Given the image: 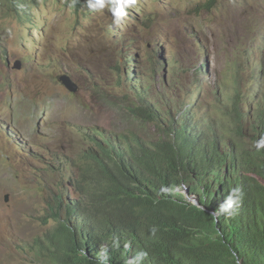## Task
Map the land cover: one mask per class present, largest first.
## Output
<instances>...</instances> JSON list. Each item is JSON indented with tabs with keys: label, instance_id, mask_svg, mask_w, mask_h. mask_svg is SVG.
Returning a JSON list of instances; mask_svg holds the SVG:
<instances>
[{
	"label": "rangeland",
	"instance_id": "1",
	"mask_svg": "<svg viewBox=\"0 0 264 264\" xmlns=\"http://www.w3.org/2000/svg\"><path fill=\"white\" fill-rule=\"evenodd\" d=\"M208 1L34 0L29 19L0 7V264H53L38 250L58 200L80 199L95 130L154 143L185 114L236 138L235 90L264 85V0Z\"/></svg>",
	"mask_w": 264,
	"mask_h": 264
},
{
	"label": "trees",
	"instance_id": "2",
	"mask_svg": "<svg viewBox=\"0 0 264 264\" xmlns=\"http://www.w3.org/2000/svg\"><path fill=\"white\" fill-rule=\"evenodd\" d=\"M235 92L226 112L236 138L197 132L185 114H170L166 139L152 144L95 130L81 199L58 200L38 253L55 264H264V85ZM131 111L160 121L145 105Z\"/></svg>",
	"mask_w": 264,
	"mask_h": 264
},
{
	"label": "clouds",
	"instance_id": "3",
	"mask_svg": "<svg viewBox=\"0 0 264 264\" xmlns=\"http://www.w3.org/2000/svg\"><path fill=\"white\" fill-rule=\"evenodd\" d=\"M28 1V2H27ZM34 0H22L21 2H20V4H19V6H20V9H15V8H13L11 5H10V9L7 7V3L5 2V0L4 1H2V0H0V7H5V9H6V11L8 12V11H10L11 12V14L12 15H26L27 16V18L26 19H29V14H30V9H31V3L33 2ZM110 2H113V0H109ZM215 0H209L208 2L210 3V2H214ZM71 2H72V5L75 7V9H76V11L78 12V11H80V9L81 8H83L84 7V5L85 4H90L91 3V0H84V2L82 3V5L77 9V7H76V5H75V0H71ZM92 2H94V0H92ZM207 2V3H208ZM22 8H24V9H22ZM236 91V90H235ZM236 93V92H235ZM236 95V94H235ZM233 96V98H232V100H231V103L233 104V100H235L236 99V96ZM233 107H234V105H233ZM245 107H246V105H245ZM226 112V111H225ZM196 114V113H195ZM187 118H190V116L189 115H185ZM194 119H189V121L192 123V127L193 128H195V129H197V132H201V133H204V132H206V131H210V129H208V127H213V126H207V129L206 130H204V131H202L201 130V127L203 126V124L202 123H200V122H194L193 121ZM194 123H197V124H195L194 125ZM198 124H200V125H198ZM197 126V127H196ZM214 128V127H213ZM215 129V128H214ZM215 131V130H214ZM211 134H213V132H210ZM215 133H216V131H215ZM217 134V133H216ZM219 136V135H218ZM211 139H213V136H212V138H209V140H211ZM146 142V141H145ZM205 142V141H204ZM146 143H148V142H146ZM154 143H157V142H154ZM261 143H264V142H261ZM148 144H152V143H148ZM80 199H81V197H80ZM80 199L79 200H74V201H70V200H68V202H75V201H80ZM190 201H194L192 198H190ZM221 210L222 211H227V209L224 207V206H222L221 207ZM53 263V262H52ZM53 264H55V263H53Z\"/></svg>",
	"mask_w": 264,
	"mask_h": 264
},
{
	"label": "water",
	"instance_id": "4",
	"mask_svg": "<svg viewBox=\"0 0 264 264\" xmlns=\"http://www.w3.org/2000/svg\"><path fill=\"white\" fill-rule=\"evenodd\" d=\"M15 67L16 69L20 70L22 68V63L17 61ZM60 81L69 91L76 92L78 90V85L71 79L69 75L65 74L60 78Z\"/></svg>",
	"mask_w": 264,
	"mask_h": 264
},
{
	"label": "bare ground",
	"instance_id": "5",
	"mask_svg": "<svg viewBox=\"0 0 264 264\" xmlns=\"http://www.w3.org/2000/svg\"><path fill=\"white\" fill-rule=\"evenodd\" d=\"M243 157V156H242Z\"/></svg>",
	"mask_w": 264,
	"mask_h": 264
}]
</instances>
